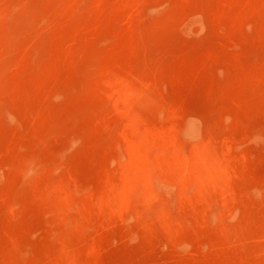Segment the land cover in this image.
Segmentation results:
<instances>
[{
  "label": "rangeland",
  "instance_id": "374dc122",
  "mask_svg": "<svg viewBox=\"0 0 264 264\" xmlns=\"http://www.w3.org/2000/svg\"><path fill=\"white\" fill-rule=\"evenodd\" d=\"M0 264H264V0H0Z\"/></svg>",
  "mask_w": 264,
  "mask_h": 264
},
{
  "label": "bare ground",
  "instance_id": "6f19581e",
  "mask_svg": "<svg viewBox=\"0 0 264 264\" xmlns=\"http://www.w3.org/2000/svg\"><path fill=\"white\" fill-rule=\"evenodd\" d=\"M17 16L18 15L9 16V19H10L9 25L13 26L12 28H14V29L16 28L15 25H17L20 22V20H19L20 17H17Z\"/></svg>",
  "mask_w": 264,
  "mask_h": 264
}]
</instances>
